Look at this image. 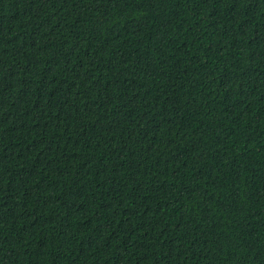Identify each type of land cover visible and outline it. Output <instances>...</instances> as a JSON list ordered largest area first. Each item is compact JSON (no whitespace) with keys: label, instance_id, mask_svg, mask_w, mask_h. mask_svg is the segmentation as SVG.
Wrapping results in <instances>:
<instances>
[{"label":"trees","instance_id":"16d2710c","mask_svg":"<svg viewBox=\"0 0 264 264\" xmlns=\"http://www.w3.org/2000/svg\"><path fill=\"white\" fill-rule=\"evenodd\" d=\"M0 264H264V0H0Z\"/></svg>","mask_w":264,"mask_h":264}]
</instances>
